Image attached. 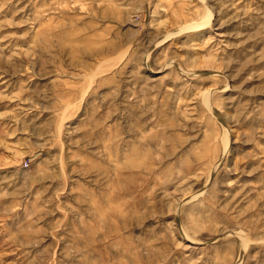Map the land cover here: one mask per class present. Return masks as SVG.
Returning a JSON list of instances; mask_svg holds the SVG:
<instances>
[{
  "label": "rangeland",
  "instance_id": "obj_1",
  "mask_svg": "<svg viewBox=\"0 0 264 264\" xmlns=\"http://www.w3.org/2000/svg\"><path fill=\"white\" fill-rule=\"evenodd\" d=\"M0 264H264V0H0Z\"/></svg>",
  "mask_w": 264,
  "mask_h": 264
},
{
  "label": "bare ground",
  "instance_id": "obj_2",
  "mask_svg": "<svg viewBox=\"0 0 264 264\" xmlns=\"http://www.w3.org/2000/svg\"><path fill=\"white\" fill-rule=\"evenodd\" d=\"M201 25H202V23H200ZM196 25V24H195ZM198 25H199V23H198Z\"/></svg>",
  "mask_w": 264,
  "mask_h": 264
}]
</instances>
